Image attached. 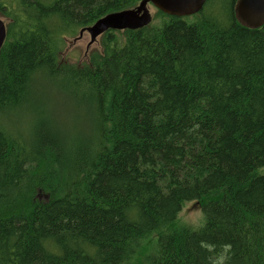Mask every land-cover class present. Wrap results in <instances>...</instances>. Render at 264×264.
<instances>
[{"label": "trees", "instance_id": "1", "mask_svg": "<svg viewBox=\"0 0 264 264\" xmlns=\"http://www.w3.org/2000/svg\"><path fill=\"white\" fill-rule=\"evenodd\" d=\"M140 1L0 4V264H125L153 233L148 264H264V25L206 0L60 63L66 38ZM40 90L78 124L39 133ZM190 202L202 225L175 229Z\"/></svg>", "mask_w": 264, "mask_h": 264}, {"label": "rangeland", "instance_id": "2", "mask_svg": "<svg viewBox=\"0 0 264 264\" xmlns=\"http://www.w3.org/2000/svg\"><path fill=\"white\" fill-rule=\"evenodd\" d=\"M19 0H0V4L5 7H12L14 8ZM54 1V0H49ZM149 13L151 15V22L150 24H156L158 21V10L154 8L152 5L147 6ZM0 19L6 25L11 23V19L7 18L2 15L0 12ZM195 19V16H189L188 20ZM148 26V25H147ZM117 36L122 37V33H116ZM103 40V35L97 37L94 43L89 44L90 37L88 33L84 32L81 36L77 35L74 38H66L61 44V51H59V60L60 63L63 65H75L77 67H82L83 65L89 63V57L94 53H101V42ZM50 91L47 90H40L39 93L35 92L33 94L34 100L36 99L39 103H41V107L39 108L40 113V120L41 123L39 126V133L47 132L49 130L48 123H51V119L54 121H58V124L61 128L73 126L74 123L78 124V114L76 113H67L63 112V109L59 102H65V98H52ZM41 94V95H40ZM54 101L57 103V108H54L53 116L48 115L47 112L49 111V102ZM52 103V102H51ZM44 111V112H43ZM56 114V115H55ZM33 115V116H32ZM30 117L31 120L35 117V113H33ZM51 117L49 120L48 118ZM54 117V118H53ZM56 117V118H55ZM61 117V118H60ZM70 117L74 118V121L70 119ZM57 119V120H55ZM76 120V121H75ZM44 125V126H42ZM41 128V129H40ZM37 129V130H38ZM51 130V129H50ZM45 196L41 195L40 199H45ZM202 225V215L199 209V205L196 202L187 203L181 212L179 213L177 220L174 224L175 229L184 230V229H197ZM158 236L157 233H153L146 238L140 240L137 245L133 248L130 252L128 260H126L125 264H148V260L152 258L154 253V246L156 237Z\"/></svg>", "mask_w": 264, "mask_h": 264}, {"label": "water", "instance_id": "3", "mask_svg": "<svg viewBox=\"0 0 264 264\" xmlns=\"http://www.w3.org/2000/svg\"><path fill=\"white\" fill-rule=\"evenodd\" d=\"M206 0H142L134 9L121 10L106 14L92 25L79 32L81 36L88 33L90 42L105 32L137 30L151 22V15L147 8L152 5L158 11L174 17H188L197 14ZM235 20L244 28L257 29L264 25V0H237L233 6ZM6 37L5 25L0 19V49Z\"/></svg>", "mask_w": 264, "mask_h": 264}, {"label": "flooded vegetation", "instance_id": "4", "mask_svg": "<svg viewBox=\"0 0 264 264\" xmlns=\"http://www.w3.org/2000/svg\"><path fill=\"white\" fill-rule=\"evenodd\" d=\"M5 25V24H4ZM5 32H6V25H5ZM5 39H6V37H5ZM4 42H5V40H4ZM4 44V43H3Z\"/></svg>", "mask_w": 264, "mask_h": 264}]
</instances>
